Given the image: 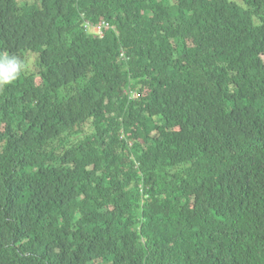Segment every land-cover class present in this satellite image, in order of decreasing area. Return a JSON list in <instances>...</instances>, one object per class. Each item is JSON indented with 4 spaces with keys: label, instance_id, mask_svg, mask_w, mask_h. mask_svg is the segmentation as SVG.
Masks as SVG:
<instances>
[{
    "label": "trees",
    "instance_id": "16d2710c",
    "mask_svg": "<svg viewBox=\"0 0 264 264\" xmlns=\"http://www.w3.org/2000/svg\"><path fill=\"white\" fill-rule=\"evenodd\" d=\"M0 53V264H264V0H0Z\"/></svg>",
    "mask_w": 264,
    "mask_h": 264
},
{
    "label": "clouds",
    "instance_id": "9594fccd",
    "mask_svg": "<svg viewBox=\"0 0 264 264\" xmlns=\"http://www.w3.org/2000/svg\"><path fill=\"white\" fill-rule=\"evenodd\" d=\"M107 23L109 25L104 29L113 27L112 25H110L109 22ZM104 29H103V34H104ZM91 31L95 32L92 29ZM23 67H24L23 62L20 61L17 57H11L7 53H0V84H11L14 81H16V79L21 75ZM131 92H136V91H131Z\"/></svg>",
    "mask_w": 264,
    "mask_h": 264
},
{
    "label": "built area",
    "instance_id": "2783aa9c",
    "mask_svg": "<svg viewBox=\"0 0 264 264\" xmlns=\"http://www.w3.org/2000/svg\"><path fill=\"white\" fill-rule=\"evenodd\" d=\"M108 25H109V24H108L107 22H105V23L100 24V25L97 26V27H92L91 25H89V24L86 23L85 27H86V29H88V30L92 29V30L95 31L97 34L102 35V30H103L105 27H108ZM135 95H138V93H136V92H132V93H131V96H135Z\"/></svg>",
    "mask_w": 264,
    "mask_h": 264
},
{
    "label": "rangeland",
    "instance_id": "374dc122",
    "mask_svg": "<svg viewBox=\"0 0 264 264\" xmlns=\"http://www.w3.org/2000/svg\"><path fill=\"white\" fill-rule=\"evenodd\" d=\"M236 2H241V0H234ZM37 50H34L32 53H30V55L27 57L29 58L28 61H27V68L28 69H33L34 66H35V61H36V52Z\"/></svg>",
    "mask_w": 264,
    "mask_h": 264
}]
</instances>
